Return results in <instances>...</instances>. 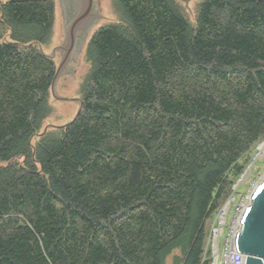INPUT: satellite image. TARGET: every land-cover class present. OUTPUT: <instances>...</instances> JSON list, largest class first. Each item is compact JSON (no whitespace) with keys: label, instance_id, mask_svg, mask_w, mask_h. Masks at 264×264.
I'll return each instance as SVG.
<instances>
[{"label":"trees","instance_id":"16d2710c","mask_svg":"<svg viewBox=\"0 0 264 264\" xmlns=\"http://www.w3.org/2000/svg\"><path fill=\"white\" fill-rule=\"evenodd\" d=\"M114 2L78 116L41 134L54 3L0 0V264H211L206 223L264 136V0H200L195 24Z\"/></svg>","mask_w":264,"mask_h":264},{"label":"rangeland","instance_id":"374dc122","mask_svg":"<svg viewBox=\"0 0 264 264\" xmlns=\"http://www.w3.org/2000/svg\"><path fill=\"white\" fill-rule=\"evenodd\" d=\"M199 1L200 0H176L180 10L191 24H195ZM53 3L54 20L51 34L47 43L40 47L44 54L48 56L52 55V59L57 67L60 61L61 51H57L56 49L64 42L65 31L74 16V11L71 6H75L76 1L53 0ZM91 12L93 17L90 20L89 27L85 30L83 35H81L80 32L77 33L69 61L55 83V94L57 96L77 100L71 102L58 101L54 99L51 92H49L48 105L50 111L48 116L43 120L38 133H42L44 128H47L46 131L55 130V127L65 125L73 119L79 109V105L81 104V88L90 69L89 62L85 56L87 44L92 35L100 27L116 23L120 19L119 10L117 9L114 0H92ZM54 50L56 51L53 54ZM34 142L35 139L33 140V143ZM239 163L244 169L233 181L231 194L227 200L222 202L221 206L212 214L206 223V244L208 242L211 228L217 227L221 211L227 204V201L231 199V202L232 200L234 201L229 206L226 223L222 225L224 233L219 238L220 245L223 244L230 220L233 216L232 214L235 212L237 205L243 202L246 199V196H248L254 187L261 181L264 175V136L258 140L248 154H245L239 160ZM233 178V176L230 177V179ZM208 250L210 256L211 250L210 248ZM170 259L171 257H168L165 264H171ZM223 262V260H219L218 264H225Z\"/></svg>","mask_w":264,"mask_h":264},{"label":"water","instance_id":"95a60500","mask_svg":"<svg viewBox=\"0 0 264 264\" xmlns=\"http://www.w3.org/2000/svg\"><path fill=\"white\" fill-rule=\"evenodd\" d=\"M75 1L76 5L73 6L74 16L65 31L64 42L56 49L57 51H61V56L50 85L52 97L64 102H71L77 99L57 96L55 94V83L69 61L77 33L84 34L93 17L91 12L92 0ZM39 50L42 52L40 46ZM56 50L53 51V54ZM48 57L52 58V55ZM80 109L81 104L72 120L78 116ZM63 126H57L55 128H61ZM46 130L47 128H44L41 134H44ZM232 247L236 253L243 256V264H264V175L261 181L251 191L249 203L239 215L238 229L233 236Z\"/></svg>","mask_w":264,"mask_h":264},{"label":"built area","instance_id":"2783aa9c","mask_svg":"<svg viewBox=\"0 0 264 264\" xmlns=\"http://www.w3.org/2000/svg\"><path fill=\"white\" fill-rule=\"evenodd\" d=\"M249 196L250 194L246 196V199L243 202L237 205L235 212L232 214L233 216L230 220V224L228 226L226 236H225V239L222 245H220L219 243V238L224 233V229L222 225L226 223L229 206L234 200H232V202H231V199H229L230 201L229 200L227 201V204L221 211L220 218L217 223V227L211 228V231L209 233L208 242H207L211 250L210 251L211 264H218L219 260L220 261L223 260L224 261L223 263L225 264H234V262H237V261L240 263H243V260H244L243 256L236 253L233 250L232 240H233V236L235 232L238 229L239 215L241 211L243 210V208L249 203Z\"/></svg>","mask_w":264,"mask_h":264},{"label":"bare ground","instance_id":"6f19581e","mask_svg":"<svg viewBox=\"0 0 264 264\" xmlns=\"http://www.w3.org/2000/svg\"><path fill=\"white\" fill-rule=\"evenodd\" d=\"M234 264H243V263H240V262L237 261V262H234Z\"/></svg>","mask_w":264,"mask_h":264},{"label":"flooded vegetation","instance_id":"af4514ba","mask_svg":"<svg viewBox=\"0 0 264 264\" xmlns=\"http://www.w3.org/2000/svg\"><path fill=\"white\" fill-rule=\"evenodd\" d=\"M72 7V9H73V6H71ZM81 35H83V34H81Z\"/></svg>","mask_w":264,"mask_h":264}]
</instances>
